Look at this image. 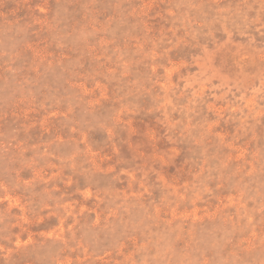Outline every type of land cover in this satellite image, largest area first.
Here are the masks:
<instances>
[{
	"label": "rangeland",
	"instance_id": "obj_1",
	"mask_svg": "<svg viewBox=\"0 0 264 264\" xmlns=\"http://www.w3.org/2000/svg\"><path fill=\"white\" fill-rule=\"evenodd\" d=\"M0 264H264V0H0Z\"/></svg>",
	"mask_w": 264,
	"mask_h": 264
}]
</instances>
